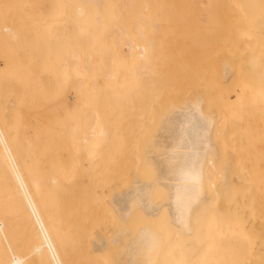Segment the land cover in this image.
Here are the masks:
<instances>
[{
    "label": "bare ground",
    "instance_id": "1",
    "mask_svg": "<svg viewBox=\"0 0 264 264\" xmlns=\"http://www.w3.org/2000/svg\"><path fill=\"white\" fill-rule=\"evenodd\" d=\"M47 1L48 4L49 0ZM238 1L236 2L239 5ZM242 1H245L240 3L243 6L245 3L244 7L248 5H246V2L250 3L247 9L241 7L248 14L245 11L241 13L245 12L244 14L249 17V15H254L251 11H255V18L251 16L254 19H256L257 15V17L262 16L257 19L255 25L257 26L256 29L258 28V32L264 35V11L262 12L263 15H260L262 6L259 8L260 5L264 4V0ZM201 3L203 4V2ZM107 5L109 9L108 16L111 19L109 26L104 27L103 15L105 14L103 12H105ZM53 6L54 4H52ZM70 6L73 5L70 3ZM45 9L48 10L49 7ZM91 9L93 13L89 15L88 11ZM71 11L75 12L77 24L80 26L79 30L83 35L82 38L79 37L81 38L80 44L68 51L67 59H62L52 64V71L54 73L58 70L62 73L73 71L76 73V78L74 80L66 79V77L65 80L59 79V82L57 81L53 85L49 84V89H52V91H41V94L40 92L36 93L31 88L28 90L24 85L23 89H21L22 87L18 88L17 85H10L9 92L11 97L8 98L9 100L7 99L3 107L0 106V175L9 183L6 193L12 197L13 189L16 188L19 191L21 187L24 188L23 190L26 193L30 192L31 194V190L33 192L35 189L41 193L42 186H45L39 174L27 172L28 167L26 159L23 160L25 154L21 141L24 137L20 140L22 131L25 128V122L17 125L18 131H15L16 111L21 110L23 114L25 108L35 107L36 97L31 99L33 91L41 96L40 106H44L47 110H55L58 105H64L65 108H69V104L66 102L70 99L69 91H71V96L74 99L72 108H76V111L80 112L79 127L75 118L72 121L65 120L66 124L63 126V120L60 122L58 118L53 117L51 120H47V117H44L43 121L40 120V124L35 125L31 120L33 111L28 113V122L34 128L29 139L32 140L33 137L38 142L40 140L44 141L42 133L48 123L50 128L59 126L58 130L55 128L52 132L47 133L45 141L41 145H46L47 152H49L52 150L50 147H52L53 141L55 142L59 139L58 143L64 144L65 142L72 147V155L74 157L78 156L79 158V156L83 155L84 159L88 160L89 167L93 170L92 176L95 177L93 187L86 194L89 193V202L98 207L100 212L97 213L95 220L90 223V227L86 222L88 228H90V236L88 235L90 242L87 238L86 242H88L84 244L82 241L81 244H87L89 247L86 246L89 249H86L88 250L87 254L85 253L87 256L81 253L80 260H82L83 255L87 259V264H189V262H194L193 264H195V262H198V258L197 260L195 259L198 256H201L199 259L202 264L203 262L204 264H213L212 260L215 259V256L216 258L219 256H224L225 258L229 256L233 258L234 256H260L261 258L263 256V260L264 164H261V161L264 160V141L261 140H264V138L262 136L257 138L253 130L254 125L245 123V118L248 115L250 119L254 117L256 121L255 115L258 112L257 109H250L249 107V109H246L245 107L252 103L259 107L260 100L264 99V86H261V82L263 84L264 81L259 79L261 81L259 85H254V82L250 83V80L257 81L264 74L263 56L261 57L256 53L246 54L250 51V48L245 50L246 56L243 57L246 60L245 69H243H248L246 71L249 79L242 75L244 78L237 77L234 80L231 76L236 65L234 67L232 65L233 63L236 64L237 57L235 60L232 59L235 62L232 60L229 62V59H223L225 57L223 55L224 52H219L222 54V56H219L223 59L220 62L216 60L219 62V69L216 70L217 67L215 68L218 62L212 64L215 69L213 74L216 76L213 75L212 77L210 75L208 77L206 73L211 68L207 67L210 66L206 65L207 62L204 65L208 68L206 75L204 74L208 79L204 77V79H207L205 90L200 89V92L206 91L207 96L204 92L197 93L199 88H196L197 94L193 95L191 99H184V101H179L180 103L176 101V103L172 101V98V100L169 99L170 96L168 104H166L167 102L165 103L167 106L163 104L162 107L164 109L159 110L160 112H157V107V111L154 109L156 112L153 110L154 113H152L154 115L152 116L150 110L151 118L146 119L149 123L146 122L148 124L146 126H150V129L153 130L148 131L147 129V134L148 132L149 134L146 137L144 136L143 142L141 141V150H138L140 145L138 148L135 146L139 153L137 154L136 149H134L136 153L132 151L137 156L138 165H135L136 169L132 170V172L127 170L130 172V179L126 181L125 186L114 187L110 185L111 183L104 182L102 184L106 173H99L98 165L100 161L105 160L104 158L110 157L109 148L111 146L106 150H103V147L108 145L109 141L111 143L117 141V136H120V134L118 131L116 135L108 130L107 125L109 124V119L111 120L112 118L104 117L102 113L120 111L132 95H136L139 92L143 95V92L146 94L150 91V83L155 80V77H153L155 76V71L152 69L155 63L152 61V55L154 53L153 49H155L154 44L156 43V41L154 43L148 37V31L151 30L152 24L149 19V13L152 8L148 0H75V6ZM244 14H241L242 18H246ZM241 20L237 21L241 24ZM247 20L250 22L252 19L250 20L249 18ZM157 23L158 27H160L161 24ZM155 25L157 26V24ZM234 25H236V28L241 26L240 28H243L246 33L245 24ZM156 26L155 28L157 29L158 27ZM2 29L11 39H15L18 36L17 32L10 26H4ZM154 31L156 32V30ZM250 31H247V33H251L249 36L251 35V38H254L252 37L254 34L253 28ZM242 42H246V40L244 39ZM226 46L227 44L223 47L226 48ZM239 46L241 47V45ZM215 47H217V43ZM231 48L234 50L233 47ZM233 53L232 55L234 56L239 54L237 51V54ZM217 54L214 56L216 57ZM228 55H231V53ZM199 64L204 68L202 66L204 62ZM262 79L264 80L263 77ZM229 81L234 82L230 84ZM46 84L48 83L46 82ZM199 84L202 85L201 82ZM174 85L176 86L177 84ZM174 85L171 88L172 90H174ZM2 88L0 87L1 90ZM163 91H166V89H163ZM185 93L184 96L186 97L187 94ZM151 94L153 95L152 92ZM231 94L237 100L241 96H247L248 100L242 101L239 104L241 107L237 109V107H234L235 103L231 99ZM174 95L176 97L179 94L176 95L174 93ZM210 95L213 97H210ZM205 97L210 98L208 104L205 103ZM159 99L160 97L155 101H160ZM162 102L164 103L163 100ZM144 103L147 102L142 98L139 107H144ZM160 104L161 102L158 103L161 107ZM205 104L209 107L207 110H205ZM3 109L6 111L4 112ZM255 111L257 112L255 113ZM137 112L138 115L139 112L142 114L140 110ZM259 116L258 113L256 117L259 120L262 119ZM72 123L75 124L72 125ZM141 125H137V127H141ZM218 129L221 130L219 131ZM54 131H56V134ZM135 131L136 129L133 133ZM141 134H144V132ZM132 135L129 136L132 143L138 142L140 135L136 141L131 139ZM14 137H18V140L16 141ZM218 138L219 140H215ZM256 139H260V141ZM48 143H51L50 146H48ZM229 148L235 153L234 155L239 153L244 157L240 163L232 159V154L227 151ZM129 149L132 150L131 148ZM225 154H230V156H225ZM238 157L236 156L237 160L239 159ZM245 160L251 163L246 164ZM95 169L96 171H94ZM145 173L147 174L145 175ZM120 176L121 174L114 178L115 181H112V183L120 181H117ZM49 179L52 185H56L58 182L56 176H51ZM44 190L42 189V192ZM48 191L47 193L50 192L52 195L57 192L54 190L52 192ZM67 191H63L62 195L64 196L67 193L66 197L73 196H69ZM77 194L75 192L76 196ZM20 195L21 193L18 194V197L16 196L15 201L12 200L15 197L11 198V203L16 209V204H18V207L20 206L18 203ZM41 195H39L40 198L42 197ZM49 195L46 194L50 202L53 200L51 199L53 196L51 195L52 197L50 198L48 197ZM58 195L56 194V196ZM56 196L53 198L56 199ZM66 197L63 198L65 200L70 199ZM74 197H72L73 202L75 200L79 203L80 201L76 200L78 197H75L76 199ZM63 198L51 201L52 204L49 207H43V203L41 205V202L38 203L34 200L37 198L29 197V202L28 199L26 200V203L31 205V207L28 206L32 209L31 213L33 215L31 216L37 220L36 223L32 222L34 224L33 227L39 229L36 246H33V251L30 249L32 253L29 251L31 255L25 254V250L23 249L24 251H22L19 247L21 249L20 252L18 246H15L16 244L13 246L14 242L11 236L13 223L0 213V249L5 255L10 253L9 260L7 258H5L7 260L1 259L0 264H29L27 260L30 261V257L36 260L35 263H33L34 260H31L32 263L37 264L36 258L39 257L35 258V256L43 254V257L47 256L49 258L50 264H63L62 253L64 244L69 239L71 241V232L73 234L76 232H74L75 229L71 231L68 222L63 219V214L66 215L69 211V205L67 204L71 201V204L69 203L71 206L72 200L66 201L64 205L65 200H62ZM15 202L16 204H14ZM56 203L61 205L63 215V217L61 216L62 218L59 217L61 221H59V224L54 219L52 211ZM81 205L80 202L79 206ZM22 206L21 204V208ZM79 206L78 208H80ZM28 207L26 206L25 208ZM75 208L77 209L76 205ZM77 210H75L76 213L73 211L69 213H75L78 216ZM26 212L29 211L26 209ZM19 213L23 214L22 212ZM31 213L29 212V214ZM73 214L69 215L70 217L66 216L72 219V223L76 224V218H71ZM75 214L74 216L77 217ZM66 216L64 218H67ZM108 224H113L114 227L111 228L109 226V228ZM23 226L25 229V224ZM30 226L29 229L32 228ZM26 233L25 231V236ZM34 233L33 236H35ZM75 236H73L74 239H76ZM14 247H17L18 252L13 251ZM22 252L24 254H21ZM85 257L82 262L85 261ZM207 257L212 260L210 261ZM201 259L204 260L202 261ZM205 259L207 260L205 261ZM253 261L255 260L253 259ZM238 262L240 261L238 260ZM246 263L244 262V264ZM259 263L263 264L261 260ZM77 264L80 263L78 262ZM253 264L256 263L254 262Z\"/></svg>",
    "mask_w": 264,
    "mask_h": 264
},
{
    "label": "rangeland",
    "instance_id": "2",
    "mask_svg": "<svg viewBox=\"0 0 264 264\" xmlns=\"http://www.w3.org/2000/svg\"><path fill=\"white\" fill-rule=\"evenodd\" d=\"M46 1L47 0H0V87L1 88L4 87V88H2V90L0 89V94H1L0 95V106H2V107L7 102V99L11 97L10 92H9V86L10 85H14V86L17 85L18 88L22 87L21 89H23V85H24L25 87H27L28 90H30V88H31V89L35 90L36 93L40 92V94H41V91H43V92H46L47 90L52 91V89H49V84L53 85L57 81L59 82V79L65 80V77H66V79H70V80L73 79L74 80L76 78V73L73 71H68L66 73H62V72H60V70L56 71L55 73L52 71V64H54L55 62L60 61L62 59H67L68 51L71 50L72 48H75L76 46H78L80 44V39L82 38V35H83L82 32H80V30H79L80 26H79V24H77V17L75 15V12L71 11V9H73V7L75 6V0H54V1L49 0V3H48L49 6L47 4L48 1L47 2ZM148 1L151 5V8H152V11L149 13V19L152 21V24H151V30L148 31V37L151 38L154 41V43L156 41V43L154 44L155 49H153L154 53L152 55V57H153L152 61L155 63V64L152 63L153 64L152 69L155 71V76H153V77H155L154 78L155 80L150 83V91L149 92H147L146 94L143 92V95H141L140 92L136 95H132L130 98H128V100L126 101V104L123 106L122 110L115 111V112L114 111L108 112L109 114L107 112L102 113L104 117L108 116L109 118H112L111 120L109 119V124L107 125L108 130L111 132H114L116 135H117V131L120 134V136L119 135L117 136V138H118L117 141H115L114 143L113 142L111 143L109 141V144L105 145L103 147V150H106L111 146L109 148V151L111 152L110 157L104 158L105 160H103V161L99 160L100 161V163L98 165L99 169L97 168L99 170V173H106L105 174L106 177L104 178V181L102 182V184L104 182H107L109 184L111 183L110 185H113L114 187L125 186V184L127 183L126 181H129V179H130L129 173L132 172V170L136 169L135 165H138V161L136 159L137 158L136 154H133L135 152L134 149H136L137 154H138L139 153L138 150L142 147V142H143L142 140H144L146 135L149 134V132L147 134V129H148V131L153 130V129H150V126H146L149 124L146 119H149V118H151V115L152 116L154 115L153 114L155 111L154 109H156L158 107V111H157V109H156V111L160 112L159 110L164 109V107H162L163 104H165L166 102H167L166 104H168L169 99L170 100L173 99L172 101H174V102L177 101L178 103H180L179 101H184V99L186 100V99L193 98V95H195L197 93H203L204 92L206 94V91L200 92V89L205 90V85H206V82L208 79L206 76H204V74L208 70L207 67H209L211 69L206 74H208V77L210 75L213 77V75H214L213 73H214L215 69L213 68L214 66L212 64L217 63L218 61H216V60H219V62H220V60H223L226 58V59H229L228 61L230 62V60H232V59L235 60V58L237 57L236 64L232 62L233 67L235 65H236V67H238V68L235 67L234 72H233V74H235L236 77H234L235 75H233V74L231 76L234 78V80L237 77H240L242 79V78H244L243 76L248 78V72L246 71L248 69L246 68V70H244L245 69L244 64H245L246 59L243 56H246V54H249V53L259 54L261 57L263 56L262 59L264 61V55H263L264 54V39H263L264 35L261 34L260 32H258V28L256 29L257 26L255 25V22H257V19L261 18L262 16L257 17L258 16L257 15L256 19H254L255 18L254 15L256 13L255 11H253V12L251 11V13L254 15H249V17H248V15H247L248 13L245 10H243L244 8L247 9L250 2H248V3L246 2V5L247 4L248 5H247V7H244L245 3H244V6L242 4H240V3L245 2L242 0L238 1L239 5L236 2L237 0H202L201 2H203V4L200 2V0H148ZM51 2H52V4H54L55 7L54 6L52 7ZM205 2H206V4H205ZM70 3L73 6H70ZM236 3H237V5H236ZM261 4H263V3H261ZM108 5L105 7V12H103L105 14V15H103L104 27L109 26V24H110L109 21L111 19L110 16H108V14H109ZM238 6H239V8H238ZM261 6H262V8H261ZM48 7H49V9H48ZM69 7H70V9H69ZM241 7H244V8L241 9ZM263 7H264V4L260 5V7H259L262 10V11H260V15H263L262 14V12L264 11ZM45 8H47L48 10H46ZM243 11H245L247 14H244L245 12L241 13ZM248 11L250 12V10H248ZM257 12H259V11H257ZM92 13H93L92 9L88 11L89 15H92ZM234 13H235V15H234ZM251 13H249V14H251ZM241 14H244V16H246V18L245 17L242 18ZM257 14H259V13H257ZM251 16H254V18ZM241 18H242V20H241ZM249 18H250V20L252 19L251 20L252 23H251V21L248 22L247 19H249ZM237 20L238 21L241 20V24H243V25L245 24L244 28L247 29V31L251 32L250 30H252V28H253L254 34L252 35V37H254V38H251V35L249 36V34H251V33H249V32L247 33V31L245 33L244 32L245 30H243V28L242 29L240 28L241 24ZM157 22H159L161 24L160 27H158L159 25ZM236 22H238V23H236ZM155 24H157V26ZM234 24H237L240 27L238 28V26H237V28H236L235 27L236 25H234ZM4 26H10L11 28H13L17 32L18 36L15 37V39H11L10 36L8 34H5L4 30L2 29ZM155 26L158 27L159 29L158 28L156 29ZM154 30H156V32ZM229 36H231V37H229ZM79 37H81V38H79ZM226 37L230 38V39H227ZM243 38L246 40V42H242V40H244ZM239 41H241V42H239ZM216 43H217V47H215ZM225 44H227V46L228 45L229 46L228 47L226 46V48H224L223 46H225ZM239 45H241V47ZM231 47H233L234 50ZM157 48L158 49L161 48V49L158 50ZM207 48H209V49H207ZM249 48H250V51L248 50L249 52L246 53L245 50H247ZM228 49H230V51H228ZM231 49H232V51H231ZM233 51H234V53H236V51H237L239 54L236 53L237 55L235 54L236 56H234V55H232ZM219 52H222V53L224 52L223 55H225V57H223V59L221 57L222 54ZM230 53H231V55H228ZM240 53H242V54H240ZM216 54H217V56L215 57L214 55H216ZM219 55H221V56H219ZM212 56H214L217 59H215ZM218 57H220V59H218ZM210 58H211V60H210L211 63L209 61ZM184 60H185V62H184ZM234 60H232V61H234ZM238 60H240V61L238 62ZM242 60H244V61H242ZM156 62H158V63H156ZM203 62H204V64H202V66H204L206 62H207L206 65L208 64L210 66H207V67L204 66V68H202L199 63H203ZM219 62H218V65L215 66V68L217 67L216 70L219 69ZM2 63H3V65H2ZM232 63H230V64H232ZM239 66H240V68H239ZM214 76H216V75H214ZM153 77H152V79H153ZM204 77H206L207 79L205 78L206 79L205 80ZM262 77L264 78V74L261 76V78H258L257 81H251L250 80V83L254 82L253 83L254 85H256V84L259 85V83L261 82L260 80L264 81L262 79ZM244 80H246V79H244ZM157 81H159V82H157ZM46 82L48 84H46ZM200 82H201V84L204 82L203 83L204 85L203 84L200 85L199 84ZM233 82H230V84H232ZM174 84H177L178 87H176L177 85L175 86ZM173 85H174V90L171 89V88H173ZM261 86H264V82H263V84L261 82ZM196 88H199V89H197V90H199L198 92L196 91ZM163 89H166L167 92L163 91ZM161 90L163 93L161 92ZM187 90H189V92H187ZM169 91H171V93H169ZM35 92L34 91L32 92V97H31V99L36 97L35 98L36 102L34 103L35 107L25 108V112H23V114H22L21 110L16 111V113H15L16 120H15L14 128L16 129L15 131H18L17 125H19L22 122H25V128L22 131V136L20 138V140H21L24 137L21 140L22 141V149H23L24 154H25V157L23 158V160L26 159L27 167H28L27 172H29L30 174H31V172H33V173L35 172L36 174H39L42 177L43 184L45 186H42V188L40 190L41 193L38 192L37 189H35V191H33V192L31 190V194H30V192H28L30 195L28 193H26L25 190H23L24 188H22L21 186L20 187L22 188V190L20 188L18 191V189L15 188L16 193H15V189H13L14 192H13L12 197H15V198L12 200L15 201V199L18 197V194H20V193L22 195V196L21 195L19 196V200L17 199L20 206L18 207V204H16V202L14 203L17 205V209H16V207L13 206L11 203L12 197H10L6 193L7 188H9V183L6 179H4L0 175V213L4 217L8 218L10 222L13 223V230L11 232L12 241L14 242L13 246L16 244L15 246H18V249L21 248L22 251L25 250V254L31 255L30 252L32 253V251L34 249L33 246H36V243H37V239L39 236L38 235L39 229L37 227H33L34 224L32 222L34 221V223H36L37 220L35 218L33 219V217L31 216V215H33V213H31L32 212V209L30 208L31 205L29 203H26L27 202L26 200L28 199V202H29V197L37 198V199L39 198L41 201L39 199L38 200L34 199V200H36L38 203L41 202V205L43 203V207H49L52 204L51 201L56 200L57 198L60 200L61 197L62 198L66 197L67 193L64 194V196L62 194L64 193L63 191L66 192L68 190L67 192H68L69 196L70 195H73V196L66 197V198H70L72 200V205H74L73 206L74 208L72 207V205L70 206L71 201H70V199H68L70 201L67 204V205H69V211L67 212L66 215L68 217H70L71 214H73V213H69V212L70 211L75 212V210L78 209L79 210V212L77 210V213H79L78 216H77V214H75L76 213L75 212L74 214L77 217H75L74 214H73L74 217L73 216L71 217L73 219L76 218L75 219V220H77V222L75 221L76 224L72 223V219L68 218L65 214H63V215H64V217L66 216L67 218L63 217L61 205L56 203V204H54V206L52 208V211L54 213V219L56 220V222L58 224L61 222L59 217L62 216L63 219L66 220V222H68V224L70 226L69 229L71 231H73V229H75L74 232L76 231L75 234H73L70 231L72 234V235L70 234L71 241L69 239V240H67V243L64 244L63 253H62L63 264H77L78 262L80 264H83V262H84V264L85 263L87 264L88 262H87V259L85 256H87L86 252L88 250H86V249L89 246L86 244L88 246L87 247L86 245H83L81 243L83 241L85 244L87 238L89 240L90 228H88V224L90 227V223L95 220V218L97 217V213L100 212L98 207L94 206V204L92 202H89V196H88L89 193L86 194V192L88 190H92V187H93V182L95 179V177L92 176L93 170H91V168L88 165L89 164L88 160L84 159L83 155L79 156V158H82V159H79L78 156L74 157L72 155V152H73L72 147L69 144H66L65 142H64V144L58 143L59 139L55 142L53 141L54 145L52 143V145H51L52 147H50V148H52V150H50L49 152H47L46 145H44V144L41 145V143L45 141V137L47 136V133L52 132V130L55 128H56V130H58L59 126H56L54 128H50L49 127L50 124L48 123L46 126V129L42 133L43 134L42 139H44V141L39 139L40 142H38V140L34 139L33 137H32V140L29 139L30 134L32 133V130L34 128L31 127V125L28 122V113L33 111L34 113L31 115V120H32L33 124H35V125L40 124V120L43 121L44 117H47V120H51L52 117L58 118L60 122H62V120H63V126L66 124L65 120L72 121L73 118H75L76 122H77V126L79 127V125H80L79 124L80 123L79 122L80 112L79 111L77 112L76 108H72V105H73L72 102L74 99L71 96V91H69L70 99L68 100V102H66L67 104H69V108H65L64 105H58V106H56L57 108L55 110H47V109H45L44 106H40L41 96L37 95ZM151 92L155 96H153L151 94ZM155 92H156V94H155ZM173 92L176 95L177 94H179V95L174 97L175 95ZM184 92H186L185 94H187L186 97L184 96ZM161 93H162V95H161ZM168 93H169V96H168ZM158 96L160 97V99H159L160 101L156 102L155 100H157L159 98ZM206 96H207V94H206ZM210 97H213V96L210 95ZM245 97H246V99H245ZM142 98L147 103H144L145 104L144 107L143 106L139 107L140 106L139 105L140 100L142 101ZM205 99H206L205 103L208 104V101L210 98L205 97ZM231 99L235 103L234 107L235 108L237 107V109H239L241 107L239 104H241L242 101H244V102L247 101L248 97L247 96H241L237 100L236 97L233 94H231ZM162 100L164 101V103L162 102ZM160 102H161V104H160L161 107L158 105V103H160ZM41 103L43 104L42 101H41ZM166 104L164 106H167ZM206 104L204 106L205 110H207L209 108V107H207L208 105H206ZM248 107L250 109H257L258 112L255 111V113L257 112L255 115L256 121L254 120V117L252 119H250V117L248 115L245 118V123H250V124H252V126L254 125L253 130H254V134L256 135L257 138H261V136H262V138H264V128H263L264 127V99L260 100L259 107L253 103L250 104L249 106H246L245 108L249 109ZM139 110L142 112V114L139 112V115H138L137 111H139ZM3 111L5 112L6 110L3 109ZM133 111H134V113H133ZM149 111H150V114L152 112L153 113L150 115ZM258 113L260 115L259 117L262 118L260 120L258 117H256L258 115ZM148 114H149V116H148ZM253 115H254V113H253ZM113 121H114V123H113ZM143 121H144V123H143ZM146 122L148 124H146ZM136 123H138L137 124L138 126H140L141 124L142 125L144 124L143 125L144 127L142 125H141V127H137ZM74 124L75 123H72V125H74ZM77 126H75V127H77ZM140 128H142V129H140ZM144 128L146 129V133H145ZM135 129H136V131L133 133V131ZM258 129H259V131H258ZM218 130L220 131L221 129H218ZM143 132H144V134H141ZM54 133L56 134V131H54ZM131 134H133L131 139L136 141L139 138L138 142L140 141L139 142L140 144L138 142L132 143V141L130 140V137H129V136H131ZM214 134H213V136H214ZM216 134L218 135V133H216ZM142 135H143V137H141ZM14 138L16 139V141L18 140V137L17 138L14 137ZM214 138H216V137H214ZM215 140H219V138L215 139ZM256 140L260 141V139H256ZM261 141H264V140H261ZM50 144L51 143H48V146H50ZM139 145H140V147H139ZM135 146L137 148L139 147L138 150ZM129 148H131L132 150H130ZM132 151H134V152H132ZM227 151H229L228 153L232 154V156H231L232 159L236 160V162L238 161L237 163H240L242 158H244L239 153L234 155L235 153H233V151L230 148ZM230 154H225V156L226 155L230 156ZM236 156L237 157L239 156L238 160H237ZM102 157H104V156H102ZM236 162H235V164H236ZM244 162L246 164L251 163L250 161H246V160ZM261 164H264V160L261 161ZM123 168H125V169H123ZM127 170L128 171L131 170V171L128 172ZM94 171H96V169ZM126 173H128L127 174L128 176L126 175ZM120 174H121V176L117 179V181L118 180H120V181L112 183V181H115L114 178H117V176ZM146 174L147 173H145V175ZM51 176H56V178L58 180L56 185H52V183H50L49 178ZM121 177H125V178H121ZM27 179L30 180L29 178H27ZM123 179H124V181H123ZM121 181H123L125 183L122 184L123 182H121ZM119 182H120V184H119ZM116 183H117V186H116ZM42 189H45V190L42 192ZM48 190L51 192L53 190L57 191V192L53 193L55 196H56V194L58 195L59 192H61V193L58 196H56V199H54L53 197H55V196L52 195ZM23 191H24V193H23ZM47 191L49 193H47ZM17 192H18V194H17ZM37 192H38V194H37ZM75 192H76V194L78 193L77 196L75 195ZM33 193H35V194H33ZM43 193L44 194L46 193L48 195L50 194L48 196L50 198L53 196L51 198L53 200H51L49 202L50 199L47 198L46 194L44 196ZM15 194H17V195H15ZM23 195H24V197H23ZM28 195H29V197H28ZM34 195H36L37 197L36 196L34 197ZM39 195H41L42 197L40 198ZM74 195L76 198L78 197V199H76L74 197ZM25 196H26V198H25ZM72 197H74V199H76V200H79L82 205L79 206L80 202L78 203V201L74 200V202H73ZM79 197H80V199H79ZM20 198L22 201L20 200ZM62 200H65V199L63 198ZM68 200H65L64 205L66 204V201H68ZM20 201H21V203H20ZM55 202H57V201H55ZM61 202L63 203V201H61ZM75 202H77V204H79V205L75 204ZM21 204L23 205L22 208H21ZM75 205H76L77 209L75 208ZM26 206L27 207L30 206V207L25 208ZM78 206L80 208H78ZM20 208L23 210H21ZM26 209L31 214H29V212H26ZM19 212H22L24 215L19 213ZM27 215H30V216H27ZM29 217H32V218H29ZM26 218H28V219L26 220ZM69 220L71 221L70 223H69ZM73 222H74V220H73ZM27 223H29V225H27ZM24 224H25V229L23 226ZM83 224L86 226H84ZM110 224H108V227L110 226L111 228H113L114 223L112 225H110ZM74 225L76 226L75 228H74ZM29 226L32 228L29 229ZM27 229H29V230H27ZM25 231L27 233L29 232L28 234L26 233V236L28 238L25 236ZM33 233L35 234V236H33ZM30 234H31V236H30ZM74 235H76L75 236L76 239H74V237H73ZM91 236H92V234H91ZM89 242H90V240H89ZM28 244H29V246H28ZM12 248H11V253H12ZM16 248L17 247H14V249H16ZM14 249H13V251L18 250V249H16V250H14ZM21 249H20V252H21ZM30 249L32 251H30ZM26 250H28V251H26ZM81 253L82 254L86 253L85 256L83 255V257H82V260H84V257H85V261H83V262H82V260H80ZM13 254H15V253H13ZM21 254H24V252H22ZM7 255H9V256H7ZM43 255L35 256V258L39 257V258H36L37 259L36 263L37 264H50V262L48 261L49 258L47 256L43 257ZM3 256H4V258H2ZM199 257L201 258V256H198L195 258L196 260L198 258V262H195V264L201 263ZM219 257H221V258H219ZM219 257L216 258V256H215L214 257L215 259H213V260L208 258V257H207V259H210V261L212 260L213 264H214V262H215V264L216 263L217 264H225V263H228V264H244V262H247L246 264H253L254 262L256 264H257V262H258V264H262V263H259L260 260L264 264V259L262 260L263 256L261 258H260V256L259 257L258 256L257 257H254V256H249V257L248 256H246V257L245 256H234V258L232 256H229L227 258H225L224 256H219ZM5 258H7L9 260L10 253H7L5 255V253L2 252V250L0 249V260L1 259L3 260ZM188 258H190V257H188ZM204 258H206V257H204ZM7 259H5V260H7ZM29 259H31L32 261L34 260L31 257ZM78 259H79V261H78ZM207 259H205V261ZM253 259L255 261H253ZM201 260L203 261L204 259H201ZM226 260H228V261L226 262ZM238 260L240 262H238ZM28 261L29 260H27V263L33 264V263H35L36 260H34L33 263H32V261H31V263H30V261L29 262ZM190 263L193 264L194 262L193 263L189 262V264ZM203 264H204V262H203ZM208 264H210V263H208Z\"/></svg>",
    "mask_w": 264,
    "mask_h": 264
}]
</instances>
